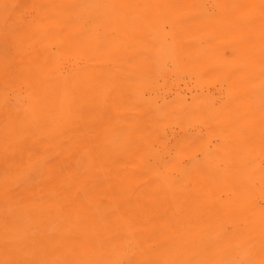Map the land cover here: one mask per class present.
<instances>
[{"label": "bare ground", "instance_id": "bare-ground-1", "mask_svg": "<svg viewBox=\"0 0 264 264\" xmlns=\"http://www.w3.org/2000/svg\"><path fill=\"white\" fill-rule=\"evenodd\" d=\"M0 264H264V0H0Z\"/></svg>", "mask_w": 264, "mask_h": 264}, {"label": "rangeland", "instance_id": "rangeland-1", "mask_svg": "<svg viewBox=\"0 0 264 264\" xmlns=\"http://www.w3.org/2000/svg\"><path fill=\"white\" fill-rule=\"evenodd\" d=\"M24 4L22 3V4H20V7H18V9H22V6H23ZM22 10H24V9H22ZM26 17L28 18L29 17V15H32V14H34V11L33 10H31V11H26Z\"/></svg>", "mask_w": 264, "mask_h": 264}]
</instances>
